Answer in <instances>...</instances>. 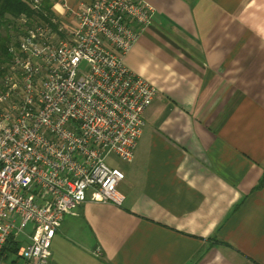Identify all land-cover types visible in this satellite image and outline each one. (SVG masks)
I'll return each mask as SVG.
<instances>
[{"label": "crops", "instance_id": "obj_1", "mask_svg": "<svg viewBox=\"0 0 264 264\" xmlns=\"http://www.w3.org/2000/svg\"><path fill=\"white\" fill-rule=\"evenodd\" d=\"M146 1L124 63L157 94L124 202L66 215L47 264H264V0Z\"/></svg>", "mask_w": 264, "mask_h": 264}, {"label": "built area", "instance_id": "obj_2", "mask_svg": "<svg viewBox=\"0 0 264 264\" xmlns=\"http://www.w3.org/2000/svg\"><path fill=\"white\" fill-rule=\"evenodd\" d=\"M153 13L146 0H91L19 19L0 66V259L16 241L20 264H47L66 215L123 204L108 160L132 163L157 94L124 63Z\"/></svg>", "mask_w": 264, "mask_h": 264}, {"label": "trees", "instance_id": "obj_3", "mask_svg": "<svg viewBox=\"0 0 264 264\" xmlns=\"http://www.w3.org/2000/svg\"><path fill=\"white\" fill-rule=\"evenodd\" d=\"M51 7L52 4L48 0L42 2L39 11L32 10L27 0H0V66L7 62L9 47L19 35V19L22 16L31 19L33 15L43 17V12L50 14ZM20 246L21 243L11 241L6 246V255H16Z\"/></svg>", "mask_w": 264, "mask_h": 264}, {"label": "rangeland", "instance_id": "obj_4", "mask_svg": "<svg viewBox=\"0 0 264 264\" xmlns=\"http://www.w3.org/2000/svg\"><path fill=\"white\" fill-rule=\"evenodd\" d=\"M2 32H4V30H2ZM81 71L86 73V72H88V68H86V66L83 65V66L81 67ZM108 162H109L110 164L116 166V167L119 168L120 170H125L126 167L128 166V164H127L126 162H124L123 160H121V159H119V158H117V157H111L110 160H108ZM29 229H30V228H27V231H28ZM19 239H22V237H20ZM8 259H9V261H10L11 259H14V257L11 255V256H8V258H7L6 260H8ZM6 260H5V261H6Z\"/></svg>", "mask_w": 264, "mask_h": 264}]
</instances>
